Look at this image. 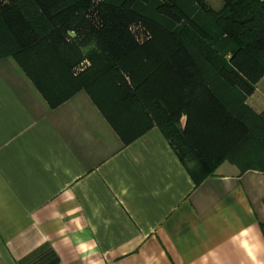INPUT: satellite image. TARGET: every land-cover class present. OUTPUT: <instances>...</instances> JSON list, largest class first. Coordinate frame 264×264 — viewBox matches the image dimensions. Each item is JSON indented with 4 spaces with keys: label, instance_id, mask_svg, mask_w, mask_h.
<instances>
[{
    "label": "crops",
    "instance_id": "crops-1",
    "mask_svg": "<svg viewBox=\"0 0 264 264\" xmlns=\"http://www.w3.org/2000/svg\"><path fill=\"white\" fill-rule=\"evenodd\" d=\"M101 90L118 130L87 92L51 107L0 57V264H264V169L226 160L196 182L138 105Z\"/></svg>",
    "mask_w": 264,
    "mask_h": 264
},
{
    "label": "trees",
    "instance_id": "trees-1",
    "mask_svg": "<svg viewBox=\"0 0 264 264\" xmlns=\"http://www.w3.org/2000/svg\"><path fill=\"white\" fill-rule=\"evenodd\" d=\"M221 2L0 0V57L51 107L83 90L117 129L99 91L138 105L196 182L226 160L264 169V112L246 103L264 77V1ZM135 21L152 34L145 45Z\"/></svg>",
    "mask_w": 264,
    "mask_h": 264
},
{
    "label": "rangeland",
    "instance_id": "rangeland-1",
    "mask_svg": "<svg viewBox=\"0 0 264 264\" xmlns=\"http://www.w3.org/2000/svg\"><path fill=\"white\" fill-rule=\"evenodd\" d=\"M94 1L97 2L99 0H94ZM93 13H95V11H93ZM95 24H97V23H95ZM128 31H130L134 40L139 45H145L149 41H151V39H152L151 32L142 24L141 21H135V22L130 23L128 25ZM88 63H89V60H87V59L82 60L75 67V72L79 71L80 68H85V66L88 65ZM253 93H254V96L256 99L257 98L260 99V101L257 100L258 104H256V106L264 105V103H262V100H264V83H261L258 86V90L254 91ZM247 99H248V97H247ZM247 99H246V103H247ZM247 104L249 105V103H247ZM249 106L254 109V107L252 105H249Z\"/></svg>",
    "mask_w": 264,
    "mask_h": 264
}]
</instances>
